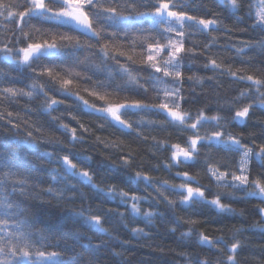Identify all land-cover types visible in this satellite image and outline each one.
Listing matches in <instances>:
<instances>
[{
    "label": "clouds",
    "instance_id": "9594fccd",
    "mask_svg": "<svg viewBox=\"0 0 264 264\" xmlns=\"http://www.w3.org/2000/svg\"><path fill=\"white\" fill-rule=\"evenodd\" d=\"M0 264H264V0H0Z\"/></svg>",
    "mask_w": 264,
    "mask_h": 264
}]
</instances>
